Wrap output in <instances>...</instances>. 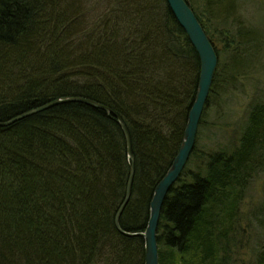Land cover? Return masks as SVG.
Here are the masks:
<instances>
[{
  "label": "trees",
  "instance_id": "1",
  "mask_svg": "<svg viewBox=\"0 0 264 264\" xmlns=\"http://www.w3.org/2000/svg\"><path fill=\"white\" fill-rule=\"evenodd\" d=\"M187 1L219 63L195 148L163 205L159 264H232L245 234L242 205L264 172V89L252 84L259 92L243 120L207 117L216 97L256 73L248 58L264 44L236 0ZM108 3L91 22L80 0H0V121L66 96L113 109L135 156L120 224L144 231L183 139L200 59L166 0ZM205 130L219 137L201 147ZM130 166L117 118L85 103L0 126V264H144V239L115 226ZM262 202L255 215L264 227ZM255 256L264 264V248Z\"/></svg>",
  "mask_w": 264,
  "mask_h": 264
},
{
  "label": "water",
  "instance_id": "2",
  "mask_svg": "<svg viewBox=\"0 0 264 264\" xmlns=\"http://www.w3.org/2000/svg\"><path fill=\"white\" fill-rule=\"evenodd\" d=\"M166 2L174 14L175 19L186 32L190 42L199 56L200 74L196 95L188 113L181 145L172 164L155 187L150 203L149 219L144 231H126L120 224L121 216L132 196V188L135 178V156L133 153V144L129 129L124 120L117 113H115L113 109L107 105L85 97L66 96L57 98L39 107L21 112L10 119L0 121V126H7L13 122L52 108L56 105L70 102L85 103L113 114L117 118V121L123 130L127 143V154L131 162L125 196L115 215V226L117 230L125 236H139L144 239V264H159L158 228L163 205L169 191L181 176L189 161L190 155L195 148L200 122L209 99L219 63V56L216 48L206 33V30L201 24L199 18L195 14L191 3L187 0H166Z\"/></svg>",
  "mask_w": 264,
  "mask_h": 264
},
{
  "label": "rangeland",
  "instance_id": "3",
  "mask_svg": "<svg viewBox=\"0 0 264 264\" xmlns=\"http://www.w3.org/2000/svg\"><path fill=\"white\" fill-rule=\"evenodd\" d=\"M84 15H87L88 21H96L100 19L108 10L111 0H80ZM240 7V13L246 23L252 27H257L261 34V39L264 44V0H236ZM91 21V22H92ZM215 40L217 47L223 50V41L219 38L218 34ZM264 46V45H263ZM227 61L226 58H224ZM257 68L256 73L250 74V79L241 80L237 89L233 94H226L218 96L212 102L210 113L207 117L208 120L216 122L219 113L221 111L229 113L227 120L232 122L243 120L247 109V103L251 97L258 92L256 88L252 86L258 81L259 87L264 89V47L259 49L253 56L248 58V63ZM242 117V118H241ZM203 131L200 135V146H210L218 136L216 132L207 133ZM220 135V134H219ZM196 163V162H195ZM195 163L190 167H194ZM264 201V172H262L258 178L252 183V186L248 192L246 200L242 205V222L245 228V234L243 235V243L234 250L233 263L232 264H255L257 250L264 248V227L259 224V220L256 218L260 204ZM259 217V216H258Z\"/></svg>",
  "mask_w": 264,
  "mask_h": 264
},
{
  "label": "bare ground",
  "instance_id": "4",
  "mask_svg": "<svg viewBox=\"0 0 264 264\" xmlns=\"http://www.w3.org/2000/svg\"><path fill=\"white\" fill-rule=\"evenodd\" d=\"M168 4V3H167ZM169 6V5H168ZM174 15V14H173ZM55 100V99H54ZM53 101V100H52Z\"/></svg>",
  "mask_w": 264,
  "mask_h": 264
}]
</instances>
